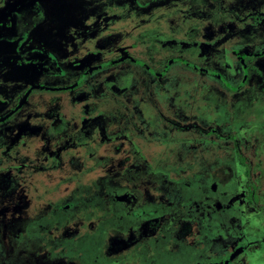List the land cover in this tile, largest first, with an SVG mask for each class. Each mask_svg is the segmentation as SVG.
Wrapping results in <instances>:
<instances>
[{"label":"flooded vegetation","instance_id":"af4514ba","mask_svg":"<svg viewBox=\"0 0 264 264\" xmlns=\"http://www.w3.org/2000/svg\"><path fill=\"white\" fill-rule=\"evenodd\" d=\"M241 1H251L258 12L264 8V0H0V264H70V250L80 236L72 237V247L68 241L63 243L62 238L69 236L67 228L73 224H78L76 231L86 235L87 227L82 223L90 222L91 217L78 215L75 221L74 217L63 214L60 206L48 214L46 208L57 203L50 198V193L48 197L53 168L62 171L70 166L83 167L86 155L95 158L100 154V144L96 143L101 142L110 144L111 155L128 157L126 145L130 141L137 144L138 140L120 127L132 123L140 125L150 145L154 144L150 150V145L143 143L142 157L147 153L161 156V152L167 151L165 145H157L166 135L140 121L133 100L147 94L148 89L155 90L162 82L158 79L171 77L165 80L168 87L160 86L156 92L172 88L176 82L174 76L177 79L184 73L175 63L190 64L166 45H206L209 40L225 41L226 36L231 43L239 41L237 30L225 35L228 29L223 27L219 35L209 18L219 11L226 19H251V13L244 19L235 15L243 7ZM182 16L190 18V22L182 23ZM201 16L206 19L204 25H198L197 19ZM255 24L253 20L241 29L248 28L247 32L259 34L247 40L248 44L264 45V35L254 30ZM205 29H209L207 37L202 36ZM213 32L217 33L215 38ZM194 34L197 37L191 43L185 40L184 37ZM234 35L238 37L233 39ZM207 46L225 58L226 45ZM232 52L237 56L235 50ZM255 55L260 54L255 51ZM165 70L169 75L162 76ZM201 78L206 80V76ZM155 79L157 84H153ZM175 114L185 119L191 113L181 110L168 116L174 118ZM181 127L188 130L191 126ZM77 130L81 135L74 134ZM213 130L217 129L212 128L209 140L213 139ZM240 137L245 138L241 134ZM187 139L182 142L186 143ZM164 161L158 159L156 166L146 168L142 175H148V181L142 175L138 178L137 194H133L129 182H122L123 174L127 179L126 170L114 165L117 170L114 175L118 178L103 201L113 210L110 215L98 218L100 231H90L92 237L100 240L99 252L92 251V264H181L182 253L178 250L170 251L168 247L162 251L163 248L155 246L156 240L151 247L150 237L155 232L143 226L148 224V218L159 215L166 204H178L177 192L191 208L193 197L201 191V181L179 185L175 172L178 169L169 163H166L169 166L161 165ZM191 174L187 170L184 176ZM244 174L250 180L247 178L243 196L229 195L227 190L218 196L219 184L213 182L207 199L200 198L202 206L208 207L205 226L214 220L220 223L218 233L222 244L214 252L210 242L207 254L200 255L196 264H264L261 234L264 225L258 220L254 225L249 224L245 217L248 205L252 204L263 214L264 206L259 203L258 185L252 179L250 168ZM43 177L44 181L39 182ZM149 177L155 181H149ZM236 182L237 178L233 177L225 185L231 183L228 186L231 191V185ZM168 183L174 185V196L168 191ZM40 188H44L45 197L39 195ZM231 218L245 222L247 232L234 231L240 228ZM189 223L192 222L189 220ZM193 223L195 236L201 229L199 221ZM255 225L256 229L251 231ZM110 228L125 236L135 233L136 246L127 245L130 241L127 236L125 243L114 242L121 247L119 251L101 252L108 250L101 246V238ZM184 259V264L195 263L191 261L193 256ZM86 262L82 264H90Z\"/></svg>","mask_w":264,"mask_h":264},{"label":"rangeland","instance_id":"374dc122","mask_svg":"<svg viewBox=\"0 0 264 264\" xmlns=\"http://www.w3.org/2000/svg\"><path fill=\"white\" fill-rule=\"evenodd\" d=\"M240 3L243 7L240 12L236 10L237 14L235 15L244 19L251 13V19L249 17L243 21L226 19L223 16L224 14L219 13V11L213 15L212 19L209 18V23L212 24L216 32H219V35L223 27L228 29L225 35L237 30L238 35L241 37L239 41L231 43L226 36L225 41L209 40L205 43L206 45H166L165 47L172 48L182 58L188 59L190 64L187 62L175 63L177 69L179 68L178 70L184 73L181 76L179 75L177 79L174 76L176 82L172 83V88L164 89V91L162 88L161 92H156L160 89V86L168 87L165 85V80H170L171 77L158 79L162 82L157 85L155 90L154 88L148 89L146 91L147 94H140L133 100V106L137 110L136 113L139 114L140 121L144 124H150L157 133L160 134L161 132L166 135L165 138L157 142V145L160 147L165 145L167 151L161 152V156L147 153L149 155L142 157V149L144 151L143 143L150 145L151 141L149 142L148 138L142 134L140 125L132 123V125L120 127L121 131H126L127 135L138 140L137 144L130 141L126 145L128 147L126 151L128 157L120 154L117 156L111 155L110 144L101 142L96 143V145L100 144L98 148L100 154L95 158L91 155H86L83 160V167L75 169L70 166V168L62 170L64 172L57 170V167L53 168L52 175L49 176V180L53 181V183L49 188L48 197L51 194L50 198L57 201L56 204L59 205L56 206L55 204L46 208L49 212L48 214H52L56 211L55 207L60 206L59 209H62L63 214L68 217H74L75 221L78 215L91 217L90 222L82 223V226L87 227L86 235L76 231L78 224H73V226L67 228L70 233L69 236H63L62 238L63 243L68 241V246L72 247V237L80 236L74 243L75 247L70 250V264L87 263L86 261L92 264L93 249L99 252L98 247L100 245L98 242L100 240L92 237L90 231H94V229L95 232L97 230L100 231L102 226H97L98 218L110 215L113 210L110 206H105L107 202L103 201L106 196L108 197L107 193L112 190L116 183L115 179L118 178L114 175L117 172V170H114V165L117 169L124 168L126 170L127 179H125L124 174L121 179L123 183H130L133 194H137L136 183L138 178L141 177L146 168L156 166L155 163L158 159L162 162L166 160L164 161L165 163H160L161 165L169 166L166 165V163H169L171 164L170 166L173 165L178 169L175 172L178 173L177 176L180 179H176L179 185L186 182H191L193 185L194 181H201V191L193 197L194 201H191V208L188 205L186 206L187 203L181 198L183 196H180L177 192L176 197L180 202L172 205L165 203L166 205L163 206L162 211L160 209L159 215L148 218V224L143 226H149L153 228L150 229L152 230L151 233L155 232V235L150 237L151 247H153V240H156L157 245L155 244V246L163 248L162 251L167 250L168 247L170 251H173V249L178 250V252L182 253L179 255L182 260L181 264H184L185 257L190 258V256H193L191 261L196 264L198 259H200V255L205 257L207 254L210 242L215 248L214 252L222 244L218 233L220 223L214 220V222L205 226L206 209L208 207H203L200 201L201 197L204 196L203 198L207 199V195H210V185L213 182H215L214 184H219L218 196H222L224 190H227L229 195L243 196L246 194L245 183L247 178L250 180V176H245L244 171L246 168H250L252 179L258 185L259 203L264 206V45L258 44L259 42L248 44L247 40H253L259 34L255 35L247 32L248 28L245 30L241 29L254 20L256 22L253 27L254 30L258 29L259 33L264 35V8L261 10L263 12H258L257 6L253 5L251 1L246 3L241 1ZM189 19L182 16L181 22H190ZM197 20L198 25H204L206 21L202 16L198 17ZM205 30L202 31L203 37L209 36V29ZM216 32L212 34L214 38L217 36ZM196 37L197 34L184 38L190 42L195 40ZM232 37L235 39L238 36L234 35ZM261 39L258 41H262ZM222 44L226 45L225 58L221 53L210 50L207 46L215 48L220 46L222 48ZM232 50H235L237 56L233 55ZM255 51L260 55H255ZM243 53L245 54L242 55ZM238 55L245 60H240ZM255 57L257 58L255 59ZM160 62L162 64V60ZM168 72L165 70L162 76L169 75ZM202 72L205 73L203 74ZM201 76H206V80L201 78ZM180 79L182 81H178ZM158 80L155 79L153 84H157ZM151 83L152 78L149 87ZM134 94L133 96L136 97ZM181 110L191 114L185 119L175 114L174 118L176 120L168 116V113H181ZM181 126L191 127L187 130ZM212 128L217 130H213V139L209 140L208 135L212 132ZM228 133H230V136ZM74 134L81 135V132L77 130ZM240 134L245 136V138L242 139ZM142 136L144 137L141 141L140 138ZM168 138H171V142L168 141ZM163 139H165V143H163ZM175 139H180V141H175ZM185 139H187V142L183 143L182 141ZM172 140L175 142H172ZM153 146L154 144L152 143L150 150H152ZM211 152L212 156H210ZM184 169L191 170L192 174L185 177L184 174L187 173V170L185 171ZM255 172H259L261 175H255ZM142 176L147 182L148 175ZM233 177L237 178V182L231 185V191H229L228 186L231 183L225 184L232 181ZM43 181L44 177L39 180V182ZM149 181L154 182L155 179L149 177ZM169 185L170 183H168ZM153 186L151 183L150 188H153ZM173 186L171 184L168 191L174 196ZM38 193L41 197H45L44 188H40ZM184 193L185 189L182 194ZM218 196L215 195V198H218ZM108 204L111 205V202H108ZM245 217L250 222L249 224L254 225L256 224L254 222L258 220L262 222V226L264 225V214L260 213L258 208L252 204L247 206ZM189 220L192 222L191 224ZM193 221H199L201 229V232L196 233L195 236L192 233ZM231 221H236V226L240 228V230L236 229L234 231L247 232L245 222L233 219ZM159 224H161L160 227ZM185 225L187 229H184ZM255 229L256 225L253 226L251 231ZM210 230H212L211 233ZM88 234L91 236H88ZM261 234L264 236V229L261 230ZM170 235L172 238H169L171 237ZM135 236V233L125 236L110 228L103 233V238H101V246L108 248V250L101 252L119 251L121 247L117 243L114 245L115 241H123L125 243V241L130 240L131 242L129 241L127 245L136 246L138 237ZM156 237L158 239H155ZM122 248L124 249V247Z\"/></svg>","mask_w":264,"mask_h":264}]
</instances>
